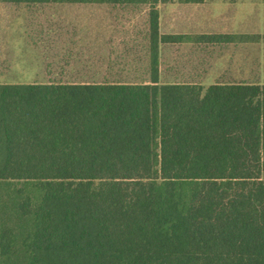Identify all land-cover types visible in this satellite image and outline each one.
I'll use <instances>...</instances> for the list:
<instances>
[{
    "label": "trees",
    "instance_id": "trees-1",
    "mask_svg": "<svg viewBox=\"0 0 264 264\" xmlns=\"http://www.w3.org/2000/svg\"><path fill=\"white\" fill-rule=\"evenodd\" d=\"M5 1L132 7L144 25L117 55L91 61L89 77L0 86V178L17 179L11 201L26 224L18 233L1 224L0 258L264 264V180H151L160 161L159 49L181 40L160 32L164 0Z\"/></svg>",
    "mask_w": 264,
    "mask_h": 264
},
{
    "label": "rangeland",
    "instance_id": "rangeland-1",
    "mask_svg": "<svg viewBox=\"0 0 264 264\" xmlns=\"http://www.w3.org/2000/svg\"><path fill=\"white\" fill-rule=\"evenodd\" d=\"M200 11L175 7L162 14L160 32L181 40L159 49L160 161L151 180H264V15L246 6L239 15ZM143 22L144 12L132 7L0 0V86L89 77L95 59L117 55L120 41ZM202 34L215 37L196 43ZM7 180L0 178V226L18 233L26 224L12 206L17 179ZM0 264L24 262L12 256Z\"/></svg>",
    "mask_w": 264,
    "mask_h": 264
},
{
    "label": "crops",
    "instance_id": "crops-1",
    "mask_svg": "<svg viewBox=\"0 0 264 264\" xmlns=\"http://www.w3.org/2000/svg\"><path fill=\"white\" fill-rule=\"evenodd\" d=\"M252 1L249 4L245 0H164L158 4L159 11V29L162 25V14L167 10H172L175 7L182 9H199L203 10L197 14L205 15H239L244 14L245 6L252 11L251 14L264 15V0H247ZM171 8V9H170ZM204 10H208L204 12Z\"/></svg>",
    "mask_w": 264,
    "mask_h": 264
}]
</instances>
